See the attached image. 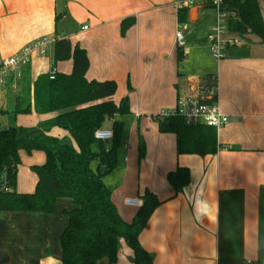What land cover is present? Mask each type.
<instances>
[{
	"label": "crops",
	"instance_id": "crops-1",
	"mask_svg": "<svg viewBox=\"0 0 264 264\" xmlns=\"http://www.w3.org/2000/svg\"><path fill=\"white\" fill-rule=\"evenodd\" d=\"M181 1L0 0V61L38 39L66 37L87 51L89 81L115 80L112 99L117 104L129 96L146 154L139 161L137 142L134 183L130 170L122 168L103 181L126 221L139 207L126 205L125 199H141L145 189L157 195L161 204L139 236L153 264H256L264 249V43L248 34V57L212 61L206 36L214 24L213 9L209 3L188 7L181 23L175 7ZM259 5L264 20V1ZM128 17L136 21L123 36L121 22ZM179 29L185 40L181 61ZM53 47L32 58L33 78L35 57H47L53 69ZM72 64L60 61L54 69L70 73ZM215 75L220 106L229 117L217 131L218 151L178 154L176 135L161 133L154 116L186 95L207 99ZM48 115L55 116H37ZM102 129L111 130L105 125ZM53 133L67 135L63 130ZM180 166L189 169L190 182L175 193L167 176ZM74 206L71 199L60 197L55 213H1L0 251L8 257L6 263L62 264L60 236L68 223L66 212ZM131 257L124 243L114 264H132ZM97 264L110 262L105 257Z\"/></svg>",
	"mask_w": 264,
	"mask_h": 264
},
{
	"label": "trees",
	"instance_id": "trees-1",
	"mask_svg": "<svg viewBox=\"0 0 264 264\" xmlns=\"http://www.w3.org/2000/svg\"><path fill=\"white\" fill-rule=\"evenodd\" d=\"M227 9L235 13L229 28L240 35L254 34L264 43V20L258 0H226ZM186 9L178 11L182 23ZM134 17L121 22L124 36L135 24ZM251 43L250 40H248ZM53 69L33 78L30 64L22 71L20 89H7L5 114L10 125L0 128V176L4 172L11 178L13 190L0 194V213L30 211L55 213L58 198L71 199L75 206L66 212L68 223L60 236L62 264H97L108 258L110 264L118 260L119 251L125 243L132 250V264H153L152 255L141 245L139 236L147 226L155 209L161 204L157 195L145 189L141 195L143 205L131 221L120 215L112 199V191L104 184V177L117 167V149L121 145L123 122L113 123V144L107 148L105 141L95 138L107 119L115 115L131 114L128 95L117 104L112 97L117 92L115 80H88L87 51L69 38H57L54 42ZM178 59H183L182 47H178ZM250 55L249 44L232 46L228 56L244 58ZM72 60L70 73L54 69L57 62ZM53 77V78H52ZM132 86L129 84V90ZM55 114L34 127L16 124L18 115ZM161 133L176 135L178 154H215L219 143L218 129L206 124H188L181 116L158 118ZM1 127V122H0ZM63 130L66 136L55 135ZM138 130V159L146 154V144ZM31 155L34 151L45 154L42 164L31 166L37 175L34 193H19L16 175L20 153ZM98 160L96 170L91 166ZM103 168L101 171L100 168ZM168 182L179 192L190 182V171L180 166L167 176ZM256 264H264V249L259 251Z\"/></svg>",
	"mask_w": 264,
	"mask_h": 264
},
{
	"label": "built area",
	"instance_id": "built-area-1",
	"mask_svg": "<svg viewBox=\"0 0 264 264\" xmlns=\"http://www.w3.org/2000/svg\"><path fill=\"white\" fill-rule=\"evenodd\" d=\"M226 0H185L175 4L176 9L183 10L188 7L203 5L209 3L214 11L215 18L211 30L206 36V42L209 46L211 54L217 63L227 58L228 49L232 46L246 45L248 35H240L230 30L229 22L235 17V13L227 9ZM85 29L88 26L84 27ZM54 40L49 38H41L24 46L19 52L4 58L0 61V98L5 95L8 88L13 92L20 89L22 81V71L28 66L32 58L37 54L44 55ZM176 44L178 47H184L185 40L182 31L176 32ZM53 78V77H52ZM214 84L207 89V99H202L197 95H186L178 99L175 107L171 109H162L158 113V118L168 116H181L188 124H206L217 129L223 127L229 122L220 106L219 102V81L218 77L213 76ZM95 138L102 141L113 139V131L106 129H98L95 132ZM13 190L11 178L7 172L0 176V194L8 193ZM125 204L132 207H141L143 201L140 198H127ZM246 264H253L247 261Z\"/></svg>",
	"mask_w": 264,
	"mask_h": 264
},
{
	"label": "rangeland",
	"instance_id": "rangeland-1",
	"mask_svg": "<svg viewBox=\"0 0 264 264\" xmlns=\"http://www.w3.org/2000/svg\"><path fill=\"white\" fill-rule=\"evenodd\" d=\"M262 1V0H258ZM264 1V0H263ZM182 31L185 29L180 27ZM52 49V47L50 48ZM206 54L214 61L212 58L211 52L209 48H207ZM33 75L39 76L41 74L51 72L52 64L48 60L47 57L37 60V57L33 59ZM3 97V98H2ZM0 98V110L5 108L6 104V96L3 95ZM52 115L38 117L34 112L33 108L31 113L29 114H22L18 115L16 119V124L21 125L24 127H34L40 122H45L47 120L52 119ZM113 119H117L118 121L123 122V135L121 145L117 149V169H126L130 170L128 172V177L132 181L135 182L139 166H138V159H137V142H138V118H136L132 114H125L120 115L117 114L111 119H107L104 125L108 128H111L113 131ZM0 122H1V129H7L10 127L7 117L5 114H2L0 111ZM141 130V128H140ZM113 144V139L105 141V145L107 148H110ZM45 161V154L41 151H34L31 155H28L26 152L20 153V164L18 165V171L16 175V189L19 193H34L36 189L37 183V175L34 171H32L31 166L34 164H42ZM98 160L92 162L91 166L94 170L98 167ZM116 169V171H117ZM100 170L102 171L103 168L101 167ZM116 175V174H115ZM115 177V176H112ZM3 216L0 213V219H3ZM7 229V228H6ZM8 264V263H4Z\"/></svg>",
	"mask_w": 264,
	"mask_h": 264
},
{
	"label": "water",
	"instance_id": "water-1",
	"mask_svg": "<svg viewBox=\"0 0 264 264\" xmlns=\"http://www.w3.org/2000/svg\"><path fill=\"white\" fill-rule=\"evenodd\" d=\"M55 61L53 60V63ZM8 257L5 255V253H3L2 251H0V264H4L8 261Z\"/></svg>",
	"mask_w": 264,
	"mask_h": 264
}]
</instances>
